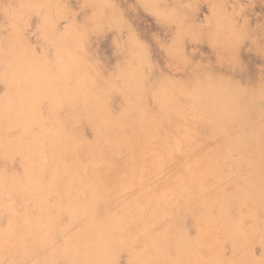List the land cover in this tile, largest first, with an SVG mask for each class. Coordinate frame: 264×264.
<instances>
[{
    "label": "rangeland",
    "instance_id": "obj_1",
    "mask_svg": "<svg viewBox=\"0 0 264 264\" xmlns=\"http://www.w3.org/2000/svg\"><path fill=\"white\" fill-rule=\"evenodd\" d=\"M0 264H264V0H0Z\"/></svg>",
    "mask_w": 264,
    "mask_h": 264
}]
</instances>
